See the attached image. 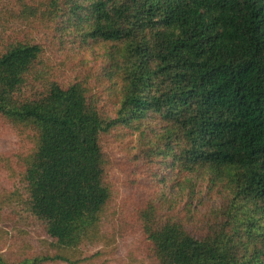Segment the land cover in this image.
Listing matches in <instances>:
<instances>
[{
  "label": "trees",
  "instance_id": "16d2710c",
  "mask_svg": "<svg viewBox=\"0 0 264 264\" xmlns=\"http://www.w3.org/2000/svg\"><path fill=\"white\" fill-rule=\"evenodd\" d=\"M0 128V264H264V0H0Z\"/></svg>",
  "mask_w": 264,
  "mask_h": 264
},
{
  "label": "rangeland",
  "instance_id": "374dc122",
  "mask_svg": "<svg viewBox=\"0 0 264 264\" xmlns=\"http://www.w3.org/2000/svg\"><path fill=\"white\" fill-rule=\"evenodd\" d=\"M46 51L48 52L49 58H52V56L57 57L63 65L78 66V62L76 61L78 53H76L73 45L68 43L56 46L51 45ZM82 58L85 63L91 65L94 56H91L90 53L83 52ZM13 143L14 141L7 135L6 130L0 128V151L13 147L11 146ZM122 196L129 198L128 195H124L123 193ZM1 230L6 232L8 237L11 236L12 241L9 244L14 239L12 244H17L16 248L21 249L26 245L31 252H34L33 248L44 247V244H46L45 239L37 237L32 229L25 227L18 221L0 223ZM104 242L103 246L92 250L88 254L87 260L82 264H145V260H143L139 253L138 244L134 242V239L122 242L121 240L115 241L107 238ZM2 250L0 251L5 252V248H2ZM14 253H8L7 258L9 262H14L17 259ZM93 254L97 255L93 256Z\"/></svg>",
  "mask_w": 264,
  "mask_h": 264
}]
</instances>
